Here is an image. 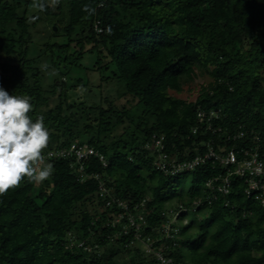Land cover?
I'll list each match as a JSON object with an SVG mask.
<instances>
[{
	"label": "trees",
	"instance_id": "16d2710c",
	"mask_svg": "<svg viewBox=\"0 0 264 264\" xmlns=\"http://www.w3.org/2000/svg\"><path fill=\"white\" fill-rule=\"evenodd\" d=\"M35 5L0 0V85L31 96L29 114L45 117L44 163L54 172L39 185L25 179L0 194V264H155L131 234H115L120 225L110 219L120 208L107 206L110 198L133 212L144 199L150 210L142 212L141 232L175 262L264 264V207L243 194V182L232 177L228 194L206 186L224 169L211 162L165 174L148 147L163 137L162 150L183 160L208 142L231 146L227 132L264 133V0ZM40 20L50 27L36 44L32 30ZM85 57L92 61L84 66ZM200 68L210 80L192 101L179 97ZM92 72L99 73L96 86L112 85L115 93L90 103L70 99L74 86H93ZM75 139L99 151L106 165L89 156L79 169L70 158L47 156Z\"/></svg>",
	"mask_w": 264,
	"mask_h": 264
},
{
	"label": "built area",
	"instance_id": "2783aa9c",
	"mask_svg": "<svg viewBox=\"0 0 264 264\" xmlns=\"http://www.w3.org/2000/svg\"><path fill=\"white\" fill-rule=\"evenodd\" d=\"M203 113H198L199 121L203 118ZM210 129V124L208 126ZM196 128L192 129L195 133ZM220 131L219 128H212L213 133ZM163 137H154L153 142L148 147L155 152L154 165L156 169L165 174H177L183 171L193 170L198 165L206 162L218 163L223 167V172L206 181L205 185L211 189H216L222 194H228L231 191V178L235 177L243 182V194L251 197L264 207V133H247L244 130H238L236 133L227 132L225 140H234L233 144L227 147L224 143L208 142L205 143V150L195 154L193 157L183 160H177L176 157L169 156L163 149ZM54 155L57 158H70L72 162L77 163L79 169H83L82 161L89 156H96L103 166L106 160L103 155L94 147L85 142H79L78 139L71 141L68 147L47 152V156ZM97 178L96 173L89 174L88 177ZM214 181H217L214 184ZM134 204V212L130 210L126 201L119 198H110L106 200V205L115 204L120 208L113 218L110 219L111 225H120L115 234H131V243L139 242L142 244L146 253L154 254L155 264H188L175 262L171 256L163 251L152 249V241L149 237L142 234L143 215L142 212H149L148 206L143 202ZM197 204L198 202H194ZM177 215L178 211L173 212ZM124 220V221H123ZM123 221V222H122ZM171 221L169 220L163 226L165 237H171ZM175 230V229H174Z\"/></svg>",
	"mask_w": 264,
	"mask_h": 264
},
{
	"label": "clouds",
	"instance_id": "9594fccd",
	"mask_svg": "<svg viewBox=\"0 0 264 264\" xmlns=\"http://www.w3.org/2000/svg\"><path fill=\"white\" fill-rule=\"evenodd\" d=\"M46 3L36 0L35 6L43 10ZM84 11L91 16L96 9L86 5ZM32 111L31 96L10 94L0 85V194L25 179L39 185L54 172L51 163H44L43 155L49 144V128L45 117L33 119Z\"/></svg>",
	"mask_w": 264,
	"mask_h": 264
},
{
	"label": "rangeland",
	"instance_id": "374dc122",
	"mask_svg": "<svg viewBox=\"0 0 264 264\" xmlns=\"http://www.w3.org/2000/svg\"><path fill=\"white\" fill-rule=\"evenodd\" d=\"M42 17L43 14H42ZM49 27L50 24L48 22L40 20L37 22L36 26L32 30V40L36 44H40L47 36L49 33ZM58 30V28H56ZM32 48L35 51V46L32 44ZM92 60H90L89 57H85L81 63L85 66L87 63H90ZM197 73L199 76L195 78V82L191 83L190 88L185 87L184 90L177 94L179 97L186 99V100H191L194 99L195 95L197 94L198 86L201 84H205L210 80L209 75L206 73V70L203 68L197 69ZM88 77L90 76L91 79V84L93 85L92 87L85 89L82 88L81 86H74L72 89L69 90V98L70 99H80L81 97L86 100L88 103L90 102H96L100 98V96L103 95H112L115 93V87L112 85L109 86H96L99 81V73L98 72H92L87 75ZM181 183L186 184L188 183L189 179L188 178H181ZM150 206V205H149ZM149 206L147 207L149 209ZM187 220V219H186ZM170 221L171 223L176 222V214L173 216H170Z\"/></svg>",
	"mask_w": 264,
	"mask_h": 264
},
{
	"label": "water",
	"instance_id": "95a60500",
	"mask_svg": "<svg viewBox=\"0 0 264 264\" xmlns=\"http://www.w3.org/2000/svg\"><path fill=\"white\" fill-rule=\"evenodd\" d=\"M54 29H55V27H54Z\"/></svg>",
	"mask_w": 264,
	"mask_h": 264
}]
</instances>
